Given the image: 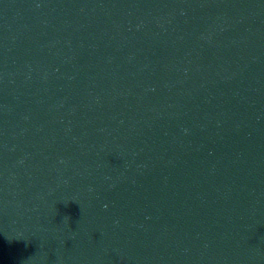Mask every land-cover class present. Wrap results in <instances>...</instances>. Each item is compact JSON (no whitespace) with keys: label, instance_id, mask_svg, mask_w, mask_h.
<instances>
[{"label":"water","instance_id":"1","mask_svg":"<svg viewBox=\"0 0 264 264\" xmlns=\"http://www.w3.org/2000/svg\"><path fill=\"white\" fill-rule=\"evenodd\" d=\"M0 264H264V0H0Z\"/></svg>","mask_w":264,"mask_h":264}]
</instances>
